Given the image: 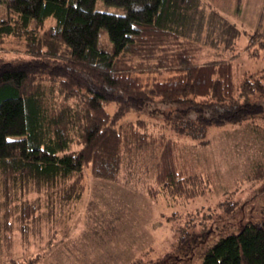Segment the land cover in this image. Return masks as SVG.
Instances as JSON below:
<instances>
[{
    "label": "trees",
    "instance_id": "16d2710c",
    "mask_svg": "<svg viewBox=\"0 0 264 264\" xmlns=\"http://www.w3.org/2000/svg\"><path fill=\"white\" fill-rule=\"evenodd\" d=\"M105 1L126 12L100 11L97 0H0L9 14L0 19V47L16 37L27 54L0 56V243L9 254L12 220L27 241L42 205L51 215L82 199L88 168L108 182H139L151 198L206 194L213 175L194 170L184 142L168 135L166 124L198 144L207 142L212 125L248 120L263 129L264 66L238 76L235 62L242 52L264 58V4L240 46L241 31L215 8L217 0ZM242 2L235 0L237 14ZM104 26L113 51L98 44ZM31 192L37 196L29 198ZM90 204V228L78 246L88 236L102 243L124 233L123 212ZM149 251L124 264L170 258L166 251L155 260ZM200 256V264H264V218ZM1 264L24 262L11 256Z\"/></svg>",
    "mask_w": 264,
    "mask_h": 264
},
{
    "label": "rangeland",
    "instance_id": "374dc122",
    "mask_svg": "<svg viewBox=\"0 0 264 264\" xmlns=\"http://www.w3.org/2000/svg\"><path fill=\"white\" fill-rule=\"evenodd\" d=\"M242 1L239 14L235 12V0H217V6L214 5L241 31L240 46L247 43L249 34L256 28L264 4V0ZM96 8L111 13L126 12V8L110 5L105 0H97ZM8 15L7 6L0 2V19ZM51 22L50 19L47 23ZM98 44L102 50H114L105 26L99 29ZM24 45L25 40L8 37L0 47V56L7 59L25 57ZM235 64L237 75L243 76L245 71L264 66V58H250L242 52ZM135 116L137 114L131 113L128 118ZM258 124L262 131L248 120L242 124L212 125L206 132L207 142L200 144L189 135H179L174 126L166 124L168 135L184 142L188 162L194 170L213 175L211 189L206 194L190 200H173L164 195L151 198L139 182L134 187L108 182L95 178L88 168L82 199L70 203L62 214L50 215L48 208L42 205L37 213L41 219L32 224L27 241L17 228L18 220H12L16 226L12 232L11 251L10 254L4 251L5 243H0V264L11 256L27 264V258L36 253L41 257L35 264H112V259L116 264H124L128 256L148 250L155 260L163 252L170 254L169 259L150 261V264H169L172 260L175 264H200V254L221 237L238 233L249 220L261 222L264 218V121ZM259 163L262 166L258 167ZM258 169L259 176L250 175ZM29 195L31 199L37 196L33 192ZM90 203L98 210L123 212L127 225L124 233L102 243L88 236L85 245L78 246L90 228Z\"/></svg>",
    "mask_w": 264,
    "mask_h": 264
}]
</instances>
